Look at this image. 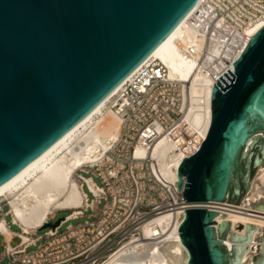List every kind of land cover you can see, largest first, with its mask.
Instances as JSON below:
<instances>
[{
  "label": "water",
  "instance_id": "1",
  "mask_svg": "<svg viewBox=\"0 0 264 264\" xmlns=\"http://www.w3.org/2000/svg\"><path fill=\"white\" fill-rule=\"evenodd\" d=\"M195 1L0 0V185L93 108ZM232 64L212 86L204 139L177 168L188 264H239L248 245L227 251L214 239L250 242L258 226L246 222L242 237L222 220L215 231L217 210L205 203L228 194L237 204L264 165V25ZM246 207L264 211V197ZM252 257L264 264V244Z\"/></svg>",
  "mask_w": 264,
  "mask_h": 264
},
{
  "label": "bare ground",
  "instance_id": "2",
  "mask_svg": "<svg viewBox=\"0 0 264 264\" xmlns=\"http://www.w3.org/2000/svg\"><path fill=\"white\" fill-rule=\"evenodd\" d=\"M200 2L196 0L154 48L76 124L0 185V210L3 204L7 205L3 214H10L11 223L19 228V231L10 230L4 217L0 216V233L4 235L7 250L14 249L9 243L13 236L22 240L16 247L19 250L23 249L24 244L32 242L36 229L48 223V219L58 210H69L66 216L72 218L81 215L86 207L95 209L102 195L101 187L91 177L81 174L85 192L74 174L78 170L85 173L90 171L105 158L118 139L121 126V117L116 111L119 90L148 64L161 65L167 78L178 83L182 120L195 137L183 143L161 137L152 148L151 157L157 161L162 174L172 181L178 180L180 162L199 147L206 135L213 84L227 68L232 70V63L248 40L264 25V7L250 0L255 11L248 15V21L232 33L226 46L211 47L205 38L196 36L187 21ZM153 73L158 72L153 69ZM87 192L92 195V200L87 199ZM262 195L264 165L260 167L247 198L238 205L205 203L217 210L215 231L218 223L222 227L221 221L227 220L230 222V232L244 237L246 222L258 225L251 233L250 242L214 239L221 241L228 250L231 245H248L239 264H253L250 250H256L259 245L260 252L264 244V241H256L257 232H261L264 226V211L246 207L250 199L256 201ZM184 216V209L156 215L143 227V239L125 243L99 264H188V252L177 231ZM153 233L158 235L152 237Z\"/></svg>",
  "mask_w": 264,
  "mask_h": 264
},
{
  "label": "built area",
  "instance_id": "3",
  "mask_svg": "<svg viewBox=\"0 0 264 264\" xmlns=\"http://www.w3.org/2000/svg\"><path fill=\"white\" fill-rule=\"evenodd\" d=\"M253 1L264 7V0ZM249 2L201 0L187 21L196 36L205 38L211 47L223 48L255 11ZM116 106L121 117L120 135L91 172L102 189L97 203L104 201L100 212L93 214L95 220L74 228L68 225L61 232L59 226L49 229L38 245L42 236L36 229L34 240L21 250L16 248L21 238L15 236L18 241L9 251L0 233L6 264H99L125 243L143 239V227L156 215L184 209L177 181L162 174L151 157L161 137L176 143L195 139L182 120L178 83L167 78L161 65H145L119 90ZM82 215H65L60 223ZM157 235L153 233L152 237ZM29 246L35 249L26 251Z\"/></svg>",
  "mask_w": 264,
  "mask_h": 264
},
{
  "label": "rangeland",
  "instance_id": "4",
  "mask_svg": "<svg viewBox=\"0 0 264 264\" xmlns=\"http://www.w3.org/2000/svg\"><path fill=\"white\" fill-rule=\"evenodd\" d=\"M261 166H262V165H258V167L256 168V170H255L253 176L251 177L250 185H249V187H248L246 193L244 194V196L239 200V202H238L237 204H233V205H238L239 203H241L243 200H245V199L247 198V196H248V194H249V191H250V189H251L252 183L256 180V178H257V173H258V171H259V169H260ZM92 171H93V167L90 168V171H88L87 173H83V172H81V171L78 170V171L74 174V178H75V180H76L77 182H80V184H81V186H82V189H83L85 192H86L85 183H83V181L80 180V175H81V174H82V176H84V177H91V178L95 181L96 184H99L98 180H97L96 178L93 177V174H92V173H90V172H92ZM232 183H233V184L235 183V182L233 181V179L231 180V184H232ZM228 192H229V191H228ZM227 197H228V194L226 195L225 203H228V202H226ZM262 197H264V195H262L260 198H262ZM260 198H259V199H260ZM87 199H88V200H92V195H91L90 193H88V192H87ZM259 199H257L256 201L250 199V201L252 200V202H257ZM103 204H104V201H103V200H100L99 203H96V205H95V209H93L94 211H92V210L90 209V207H86L85 210H82V212H83V215H82V216H80V217H78V218H75V219H69V220H66V221L60 223V225H59V227H58V231H59V232L64 231V230L66 229V226H68V225L71 226L72 228H74V227H76V226H78V225H82V224H84L85 221H94L96 215L93 216V214H97V213H99L100 210L103 208ZM228 204H232V203H228ZM6 210H7V205H4V204H3L2 207H1V210H0V214H1L0 216H3V217H4L5 221H6L7 224L9 225V229H10V230H12V231H19V228L11 223V221H10V214H9V215H8V214H3L4 212H6ZM80 210H81V209H80ZM68 213H69V210H58V211H56V212H55V213H54V214L48 219V222H50V223H54V222H56V220H58L59 218L64 217V216L67 215ZM49 229H51V228L48 227V228H44V229H42V228L37 229L36 234H37V235L39 234V235L42 236V239L39 240V241L36 243L37 245L40 244V243L44 240V233H45L47 230H49ZM230 230H231V229H230V226H229V231H230ZM260 235H262V231H261V232H257L256 239H257L258 237H260ZM12 238H15V239H13V240L10 242V244L13 246V245L16 244V242H17L18 240H17V238H16L15 236L12 237ZM1 241H2V238H1V236H0V264H6V263H7V260L4 259V258H2V251H3V249H2ZM257 242L260 243V241H257ZM258 248H259V245H257V249H256V250H254V249H253V250H250V259H251V261H253V257H252V256L258 254V252H259V251H258ZM34 249H35V246H29V247H27L26 251L30 252V251H32V250H34ZM226 250L229 251L227 247H226ZM251 257H252V258H251Z\"/></svg>",
  "mask_w": 264,
  "mask_h": 264
},
{
  "label": "trees",
  "instance_id": "5",
  "mask_svg": "<svg viewBox=\"0 0 264 264\" xmlns=\"http://www.w3.org/2000/svg\"><path fill=\"white\" fill-rule=\"evenodd\" d=\"M236 171H237V169H235L234 171H233V176L236 174ZM231 188V187H230Z\"/></svg>",
  "mask_w": 264,
  "mask_h": 264
},
{
  "label": "crops",
  "instance_id": "6",
  "mask_svg": "<svg viewBox=\"0 0 264 264\" xmlns=\"http://www.w3.org/2000/svg\"><path fill=\"white\" fill-rule=\"evenodd\" d=\"M13 237H14V236H13ZM13 239H15V238H12L11 241H12ZM3 243H4V241L2 240V241H1V244H3ZM16 243H17V242H16Z\"/></svg>",
  "mask_w": 264,
  "mask_h": 264
}]
</instances>
